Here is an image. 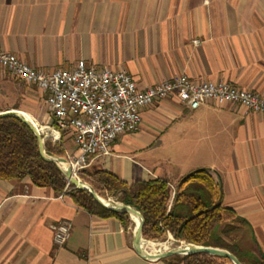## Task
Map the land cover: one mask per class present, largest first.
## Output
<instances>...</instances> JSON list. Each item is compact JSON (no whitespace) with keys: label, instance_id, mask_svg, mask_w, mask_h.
Wrapping results in <instances>:
<instances>
[{"label":"crops","instance_id":"crops-1","mask_svg":"<svg viewBox=\"0 0 264 264\" xmlns=\"http://www.w3.org/2000/svg\"><path fill=\"white\" fill-rule=\"evenodd\" d=\"M0 49L36 71L78 61L122 69L139 90L185 75L264 97V0H0ZM9 110L40 127L54 124L44 96L0 69V112ZM62 145L75 151L67 136ZM162 152L170 163L155 154ZM88 169L127 185L165 179L171 187L207 169L222 206L248 224L264 255V117L229 104L189 110L174 98L156 101L136 131L118 136ZM63 221L71 231L58 248L50 226ZM134 227L27 180H0V264H178L139 256Z\"/></svg>","mask_w":264,"mask_h":264},{"label":"trees","instance_id":"trees-1","mask_svg":"<svg viewBox=\"0 0 264 264\" xmlns=\"http://www.w3.org/2000/svg\"><path fill=\"white\" fill-rule=\"evenodd\" d=\"M43 149L47 156L65 159L62 140L58 144L46 139ZM77 178L102 199L114 197L138 211L143 218L144 240L163 241L168 232L185 244L227 251L240 264H264V255L254 242L250 227L222 206L220 187L207 169L181 177L173 190L165 179L127 185L108 172L88 168L80 171ZM0 180H27L36 188H47L56 196L68 197L92 216L115 218L124 228L130 224L127 214L106 210L86 191L67 185L63 169L40 156L36 135L15 117L0 118ZM170 260L178 264H231L227 259L206 254L176 255Z\"/></svg>","mask_w":264,"mask_h":264},{"label":"built area","instance_id":"built-area-1","mask_svg":"<svg viewBox=\"0 0 264 264\" xmlns=\"http://www.w3.org/2000/svg\"><path fill=\"white\" fill-rule=\"evenodd\" d=\"M0 69L44 96L54 124L35 127L44 140L52 143L60 144L64 136L71 138L75 151H65V160L75 178L93 159L109 155L118 136L136 131L141 111L156 101L174 98L189 110L229 104L240 107L245 114L264 117V97L223 81H193L181 75L139 90L122 69H97L78 61L69 70L36 71L1 49ZM42 128L55 133L56 138L45 134ZM50 229L53 245L62 247L70 235L71 224L63 221ZM166 237L171 239L168 232Z\"/></svg>","mask_w":264,"mask_h":264},{"label":"water","instance_id":"water-1","mask_svg":"<svg viewBox=\"0 0 264 264\" xmlns=\"http://www.w3.org/2000/svg\"><path fill=\"white\" fill-rule=\"evenodd\" d=\"M3 117L18 118L33 131V133L37 137L38 150H39L40 156L45 161L54 162L57 165H59L63 169L66 179L70 185H72L76 189L86 191L101 207H103L106 210H109L114 213H125L129 216L130 219L132 216L137 217L138 221L137 223H134L135 227H134L133 243H134L135 251L139 256L147 260H159V259L176 256V255L186 256V255H193V254H206L209 256L227 259L231 264H240V262L236 259V257H234L232 254H230L227 251H224L218 248L194 246L191 244H185L183 242H178V241H175V243L177 244V247H174L170 249L169 251H164V252L155 253V254L145 253L140 246V241L143 240L142 235H141L143 218L138 211L122 203L102 199L91 189L89 185L75 178L72 175L68 162L65 159L60 158V157L47 156L44 153V149H43V142H44L45 137H42L40 135L35 125L32 122L28 121L26 118H24L21 115V112L17 110H9V111L0 112V118H3ZM123 195H125V191L123 192ZM164 241H166V239H164Z\"/></svg>","mask_w":264,"mask_h":264},{"label":"bare ground","instance_id":"bare-ground-1","mask_svg":"<svg viewBox=\"0 0 264 264\" xmlns=\"http://www.w3.org/2000/svg\"><path fill=\"white\" fill-rule=\"evenodd\" d=\"M21 115L35 125L34 121H32L31 118L27 114L21 113ZM42 131L45 134H47L48 136H52V137L56 138L55 133L50 132L49 130H47L45 128H42ZM109 201H111V200H109ZM131 220L134 223H137V221H138L137 217H135V216H132ZM140 246H141L142 250L147 254H155V253H160L161 250H163L162 252H164V251H169L170 249H172L171 248L172 244L170 242L147 241L144 239L142 241H140ZM179 249H181V248H179Z\"/></svg>","mask_w":264,"mask_h":264},{"label":"rangeland","instance_id":"rangeland-1","mask_svg":"<svg viewBox=\"0 0 264 264\" xmlns=\"http://www.w3.org/2000/svg\"><path fill=\"white\" fill-rule=\"evenodd\" d=\"M156 155H158L160 158H162L163 160H165V162H168L169 161V163L171 162V158H172V154L170 153V152H162V153H155ZM172 188H174V187H172ZM106 200H111V201H113V202H119L116 198H114V197H107L106 198ZM120 203V202H119ZM134 223V222H133ZM165 239H166V241H158V242H170L171 244H172V246H171V248H174V247H177V244L175 243V241H177V240H175V239H173L172 237H171V239H169V238H167V237H165ZM178 242H182V241H178ZM163 250H161L160 252H162Z\"/></svg>","mask_w":264,"mask_h":264}]
</instances>
